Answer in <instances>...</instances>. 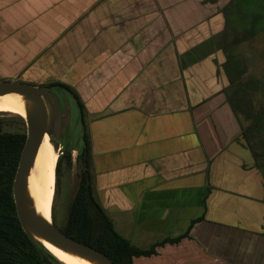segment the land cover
<instances>
[{
  "label": "crops",
  "instance_id": "1",
  "mask_svg": "<svg viewBox=\"0 0 264 264\" xmlns=\"http://www.w3.org/2000/svg\"><path fill=\"white\" fill-rule=\"evenodd\" d=\"M228 2L0 0V76L77 95L115 230L147 248L189 228L131 264H264V172L228 101Z\"/></svg>",
  "mask_w": 264,
  "mask_h": 264
},
{
  "label": "trees",
  "instance_id": "2",
  "mask_svg": "<svg viewBox=\"0 0 264 264\" xmlns=\"http://www.w3.org/2000/svg\"><path fill=\"white\" fill-rule=\"evenodd\" d=\"M255 2L257 0H252L248 4L254 6ZM261 3L263 6L264 2ZM255 9L254 18L257 19L258 8ZM233 74V77L239 75L236 71ZM230 78L228 88L235 86L232 81H235L236 78L234 80ZM237 90L238 88L233 89L232 93ZM73 95L78 104L82 106L77 95L75 93ZM233 112L236 115L235 111ZM3 115L7 114L0 111V264H63L48 251L31 241L17 219L12 196V181L25 139V123L23 118L17 114L15 115L17 129H5L1 119ZM250 130L251 135L256 138L254 129L250 128ZM241 136L242 138L245 137L243 130H241ZM247 146L256 161L254 150L249 147V144ZM71 153V150L66 148L57 157L54 167L55 183L58 181L62 160L68 164L72 163ZM91 155V141L84 124L83 146L75 156V161L79 166L77 171L78 183L67 207L65 221L60 228L61 231L104 252L114 264H131L133 256L151 255L155 253L156 246L163 245L165 242L174 243L179 241L181 237L187 236L189 228L179 236L165 237L147 248H140L120 235L115 230L110 216L93 194ZM260 167L264 172V166ZM51 218L53 220L52 213ZM196 219L192 220L191 223Z\"/></svg>",
  "mask_w": 264,
  "mask_h": 264
},
{
  "label": "water",
  "instance_id": "3",
  "mask_svg": "<svg viewBox=\"0 0 264 264\" xmlns=\"http://www.w3.org/2000/svg\"><path fill=\"white\" fill-rule=\"evenodd\" d=\"M6 94L17 96L24 111L21 117L25 123V139L12 181V196L21 228L31 241L56 258L44 243L90 264H114L104 252L57 228L51 215L50 219L40 215L28 195V177L44 134L48 135L50 141L62 142V150L69 148L78 154L83 146L84 123L76 97L62 85L40 86L25 81L0 79V95ZM73 110L74 118L80 123L72 122Z\"/></svg>",
  "mask_w": 264,
  "mask_h": 264
},
{
  "label": "rangeland",
  "instance_id": "4",
  "mask_svg": "<svg viewBox=\"0 0 264 264\" xmlns=\"http://www.w3.org/2000/svg\"><path fill=\"white\" fill-rule=\"evenodd\" d=\"M252 0H237L240 9L234 5V0H229L224 27V47L226 55V69L231 71L230 77L236 71L239 75L232 78V86L228 88V101L235 111L240 129L244 131L242 138L246 145L252 147L256 155V164L264 166V0H257L254 6L248 4ZM255 8L258 17L254 18ZM240 11V12H239ZM220 33V32H219ZM216 33V36L219 35ZM219 37V36H217ZM226 44V45H225ZM230 78V79H231ZM238 88L233 92V89ZM73 107V105L71 104ZM72 122L79 120L74 118ZM1 117L3 127L8 130L17 129L15 113L5 112ZM234 113V112H233ZM216 118V116L214 115ZM217 119V118H216ZM214 119L215 122L217 120ZM218 123V122H217ZM219 126L216 127L218 130ZM254 129L256 138L251 134ZM256 130V131H255ZM241 135V134H240ZM59 156L62 142L51 140ZM248 147V146H247ZM249 150V148H248ZM72 163L62 160L57 183L53 185L51 213L53 223L57 228L64 224L67 207L72 199L78 183V163L75 161L76 151H71ZM55 178V172H54ZM56 189V190H55Z\"/></svg>",
  "mask_w": 264,
  "mask_h": 264
},
{
  "label": "bare ground",
  "instance_id": "5",
  "mask_svg": "<svg viewBox=\"0 0 264 264\" xmlns=\"http://www.w3.org/2000/svg\"><path fill=\"white\" fill-rule=\"evenodd\" d=\"M0 111L15 113L20 116L24 111L17 96L0 95ZM54 145V144H53ZM47 134H44L37 148L28 177V195L32 206L46 219H50L51 201L54 185V167L58 157ZM44 245L64 264H90L76 256L61 252L47 243Z\"/></svg>",
  "mask_w": 264,
  "mask_h": 264
},
{
  "label": "flooded vegetation",
  "instance_id": "6",
  "mask_svg": "<svg viewBox=\"0 0 264 264\" xmlns=\"http://www.w3.org/2000/svg\"><path fill=\"white\" fill-rule=\"evenodd\" d=\"M0 79H10V80H18V81H22L17 77H7V76H0ZM39 85V84H38ZM40 86H48V84H40Z\"/></svg>",
  "mask_w": 264,
  "mask_h": 264
}]
</instances>
